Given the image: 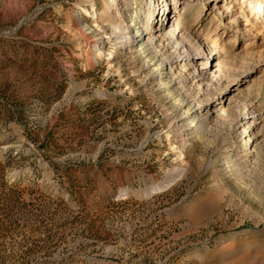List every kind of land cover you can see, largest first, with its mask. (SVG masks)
<instances>
[{"label":"rangeland","instance_id":"rangeland-1","mask_svg":"<svg viewBox=\"0 0 264 264\" xmlns=\"http://www.w3.org/2000/svg\"><path fill=\"white\" fill-rule=\"evenodd\" d=\"M135 2L0 0V264H264V2L168 0L165 87L117 43L137 5L157 24ZM177 11L231 53L201 68L215 41Z\"/></svg>","mask_w":264,"mask_h":264},{"label":"bare ground","instance_id":"bare-ground-1","mask_svg":"<svg viewBox=\"0 0 264 264\" xmlns=\"http://www.w3.org/2000/svg\"><path fill=\"white\" fill-rule=\"evenodd\" d=\"M139 0H136V5L138 3ZM156 3V7L158 8V15H157V24L155 27L153 28H144V30H142L140 26H138L140 24V19H139V5H137L136 7H133L131 9V15H129L128 17V24L126 25V30L127 35L125 38H123L121 41L117 42V43H126L127 47L128 44H134L136 47L135 49V53L138 52L140 53V55L145 54V57H148L147 62L150 66H154L152 67V72L150 76H154L155 78H157L159 80V82L161 83L162 86H168L169 85V81L167 82L165 77L168 76V62L165 61L163 63H159L156 65V61H153V57L151 58V56L149 55L150 52L147 53L148 50H150L149 48L151 47L152 44L156 43V39H161L164 36L167 37L164 34V30L167 32L168 36L170 38L174 37L175 35V31L174 29H168V22H170L171 16H172V10L169 11L170 6H169V2L168 0H161V5H159L158 0H154ZM209 1H214V0H209ZM216 1V0H215ZM226 1V0H225ZM262 2H264V0H261ZM188 7V6H187ZM187 7H185L184 9H187ZM215 8L217 9L218 7L214 6L211 8L212 11H215ZM156 10H154L153 12H150V14H154ZM178 12V11H177ZM182 12H178V15L176 16L178 18V28L181 27V31L187 29L186 32H188V34H192V30L197 31V33H201V35L198 34V41H199V45L201 47V51H206V45H208V42L214 40L215 44H213L212 48H211V54L212 56L210 57V53L207 52V55H204L202 57L205 56L207 61H204L203 63H201V68H204L206 70H209L212 68V66H214V60H220L221 57H223L226 54L231 53V49L228 48L227 43H223L220 44L219 40L217 38L214 39L212 32H204L200 31V28H196L197 24H193L191 23L189 28V24H187V22L185 20H181V14ZM159 16V18H158ZM175 17V18H176ZM220 22H223L222 18H220L219 20ZM82 22L77 21L74 23V28L73 30L76 33H80L81 37H82V47L84 49V54L89 57V59H93V55L94 53L104 47V45L106 44V36H99L97 38H93V36L95 35L94 33L97 32V29H94L91 26L89 27H83L81 26ZM121 25H118V30L120 28ZM153 26V25H152ZM169 30V31H168ZM120 31V30H119ZM104 33H108V26L105 29ZM123 33V31L121 30V34ZM159 33V34H158ZM203 33V34H202ZM156 34L158 35L156 37ZM193 37V35H192ZM118 37L115 35L113 37V39H117ZM196 38V37H195ZM129 39V40H128ZM167 39V38H166ZM188 43V42H187ZM143 44H146V46H143ZM187 45V44H186ZM122 47V46H121ZM185 47V46H183ZM188 47V46H187ZM187 54L185 56H182L183 58L181 59V61L183 62L184 60L187 59H191L194 57H200V56H196V55H192V53H190V50H186ZM107 59H111L110 62H112V64L115 62L116 59H118L120 57V52L118 51V46L115 47H110L107 48ZM156 60V59H155ZM219 63V62H218ZM217 65L215 64V67H220L221 71L224 70L225 68V64L222 61L221 63H219ZM165 65V67L163 66ZM198 76L200 77V75L198 74ZM204 77H201V79ZM200 108V106L195 109V110H191L193 109V107L190 110H187L186 113L189 114V116L191 117L194 112H196L198 109ZM185 112V111H184ZM191 126H188V128H193L195 126H197V123H195V119L194 118H189V122ZM188 125V124H187ZM174 141V140H173ZM172 145V149L175 150L177 149L179 146L175 145V144H171ZM252 148V147H251ZM235 164V163H234ZM230 165V164H229ZM232 165V164H231ZM171 183V182H170ZM173 184V183H172ZM164 185H168L171 186V184H164Z\"/></svg>","mask_w":264,"mask_h":264}]
</instances>
